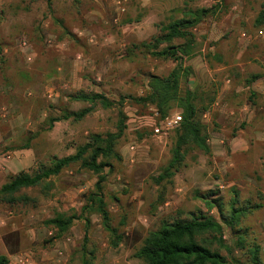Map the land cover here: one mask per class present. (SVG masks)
<instances>
[{
	"label": "rangeland",
	"instance_id": "374dc122",
	"mask_svg": "<svg viewBox=\"0 0 264 264\" xmlns=\"http://www.w3.org/2000/svg\"><path fill=\"white\" fill-rule=\"evenodd\" d=\"M186 8L212 10L193 28L195 52L182 58L192 75L180 80L181 92L189 86L206 101L204 92H216V86L205 75L204 59H215L208 46L226 35L218 36L215 31L218 23L226 24L224 14L236 10L230 8L229 0H0V45L5 60L0 61V186L11 175L33 174L56 157L74 153L93 133L117 132L119 122L124 121L114 145L120 158L110 159L112 166L104 168L101 183L111 224L123 234L122 240L113 246L99 214L89 209L81 212L90 206L88 196L95 191L98 176L73 163L59 175L22 188L19 194L32 201L15 208L0 204V254L8 256L10 264H79L78 251L84 240L94 250L93 264H143L134 253L163 219H188L200 212L218 218L215 203L212 208L205 203L214 199H220L227 209L232 192L230 173H222L211 152L187 147L170 179L160 184L151 180L171 158L174 130L155 137L148 124L163 116L181 115V110L172 103L161 113L154 104L131 97L148 91L151 75L167 76L177 65L173 58L156 56L146 47L133 49L131 44L161 33L162 26L181 17ZM251 24L249 20L245 26L251 28ZM207 27L213 29L205 42ZM22 33L30 45L27 51L33 53L29 60L17 46ZM228 34L225 40L233 37ZM179 41L175 39L173 44ZM5 78L11 83L1 84ZM78 91L102 93L114 104L102 108L99 103L69 97ZM87 106L91 110L83 118L56 121L51 129L44 128L48 114L56 116L60 108L77 111ZM199 113L209 137L214 121L211 117L206 121ZM138 122L146 125L135 129ZM26 139H30L29 147H19ZM130 146H135L133 160ZM239 194L251 197L247 191L239 190ZM58 212L80 217L61 237L47 241L55 230L43 221ZM249 219H245L249 235L258 242L263 235ZM222 235L231 248L229 254L221 250L227 264H250L229 228L224 227Z\"/></svg>",
	"mask_w": 264,
	"mask_h": 264
},
{
	"label": "trees",
	"instance_id": "16d2710c",
	"mask_svg": "<svg viewBox=\"0 0 264 264\" xmlns=\"http://www.w3.org/2000/svg\"><path fill=\"white\" fill-rule=\"evenodd\" d=\"M209 12H212V10L208 8H197L195 10L186 8L181 17L171 19L167 24H164L161 33L152 36L147 41L131 44L133 49L146 47L152 49V53L156 56L170 57L177 62L176 67L167 76L151 75L148 91L143 96H131L136 102L143 101L154 104L161 113L168 110L172 103L181 110V120L178 127L174 129L171 158L156 176L151 177V180L157 184H160L165 179H170L174 175V172L177 171L183 161L187 147H197L204 153L210 152L206 141L205 126L199 119V111L202 113L207 110L209 104L214 100L216 92H204L207 99L204 101L201 99V94L197 92V89L195 90L188 86L181 92L180 88L182 76L188 80L192 75L191 68L183 66L182 58L191 56L195 52L196 38L193 28ZM252 25L254 28L264 25V1L261 4V9L253 19ZM175 39H180V41L173 44ZM162 43L166 45L161 47ZM155 48L159 50L156 51ZM1 49L2 46L0 45L2 53ZM0 61L5 62L3 53ZM1 69L2 67L0 66V71H2ZM20 76L27 77L23 74ZM8 83L11 82L5 78L1 84L5 85ZM69 97L92 104L99 103L102 108H109L114 104L113 100L97 92L85 93L78 91ZM59 110V115L52 116L48 114L45 117V129H51L56 121L69 118L79 120L91 108L87 106L77 111H69L63 108ZM123 122V120L119 122L117 132L93 133L87 142L77 147L74 153L56 157L50 165L40 168L33 174L19 172L11 175L0 186V204L15 208L17 204H26L28 201H32L33 198L30 196L19 194L22 188L38 185L50 176L59 175L73 163H79L81 169L92 171L98 176L95 182V191L88 196L90 206H84L81 212L89 209L98 213L104 229L109 234L112 245H118L123 238V234H120L118 229L111 224L113 219L107 208V202L101 190V183L104 180V175L102 174L104 168L112 166L110 159L115 156L120 158L119 154L114 150V145L116 139L123 131ZM30 139H26L25 143L19 147L28 148ZM230 189L232 192L227 209L223 208L220 199L217 201L215 199L205 201L208 208L214 207L212 203H215L218 218L202 212L188 219L179 216H168L161 221L158 228L150 230L146 234L142 240V245L134 253V257L141 259L143 264H227V256L221 252L222 249L228 254L231 252L230 246L225 242L222 235L223 228L227 227L232 235L235 236V245L245 255L246 260L250 264H264L260 246L257 244L255 237L249 235L250 226L245 224V219L257 214L260 207H262V194L261 197L260 194L257 197V194L252 193L250 194L251 197L244 198L240 196L239 190L234 185H231ZM255 198L257 200H254ZM160 200H162V196ZM78 217H80L79 214L72 213L68 215L58 212L53 217L44 220V226H51L55 230V234L47 241L61 237L69 229L73 220ZM120 223L123 224V222ZM251 224L253 225L252 222ZM44 242L46 241L44 240ZM86 242V240L83 241L78 251L80 253L79 264H93L95 259L94 250L87 248ZM0 264H9L8 256L0 254Z\"/></svg>",
	"mask_w": 264,
	"mask_h": 264
},
{
	"label": "crops",
	"instance_id": "0c3cea01",
	"mask_svg": "<svg viewBox=\"0 0 264 264\" xmlns=\"http://www.w3.org/2000/svg\"><path fill=\"white\" fill-rule=\"evenodd\" d=\"M262 1L229 0L230 8L236 10L224 14L227 26L218 23L215 31L218 36L226 35L209 45L213 49L208 46L214 50L215 59H204L205 75L215 84L216 95L202 116L214 121L215 129L206 141L222 173H230L228 183L238 190L257 193V197L262 194L263 211L251 216L250 222L258 225L263 235L258 245L264 257V25L245 26L247 21H253ZM212 27L205 29V42L211 38ZM228 33L233 37L225 40ZM27 48L20 50L29 60L33 53Z\"/></svg>",
	"mask_w": 264,
	"mask_h": 264
},
{
	"label": "built area",
	"instance_id": "2783aa9c",
	"mask_svg": "<svg viewBox=\"0 0 264 264\" xmlns=\"http://www.w3.org/2000/svg\"><path fill=\"white\" fill-rule=\"evenodd\" d=\"M28 45L29 43L27 41L26 36L24 34H20L17 37V46L20 49H25L28 47ZM180 120H181V116L179 114H173V115L163 116L161 119H158V120L155 119V121H153L152 123H149L148 125L151 129V132L153 133L155 137H165L170 131L178 127ZM142 125H146V124L145 123L142 124L141 122H138V123H135L133 127L135 129H138ZM129 150L132 155L130 160H133V158L135 157V153H136L135 146H130Z\"/></svg>",
	"mask_w": 264,
	"mask_h": 264
}]
</instances>
